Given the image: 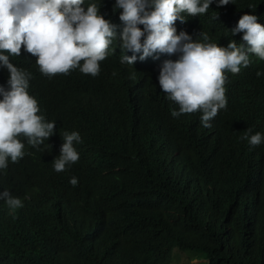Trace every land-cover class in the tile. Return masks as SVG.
Listing matches in <instances>:
<instances>
[{"label":"trees","instance_id":"16d2710c","mask_svg":"<svg viewBox=\"0 0 264 264\" xmlns=\"http://www.w3.org/2000/svg\"><path fill=\"white\" fill-rule=\"evenodd\" d=\"M92 3L101 15L122 12L110 0L82 7ZM247 7L264 17V0H238L225 14ZM195 25L216 40L227 36L220 19ZM36 59L23 46L9 56L31 73L27 91L55 133L39 148L18 137L25 155L0 170V192L23 204L12 210L0 200V264H170L174 249L206 264H264L258 157L241 139L249 128L264 135L262 76L252 69L226 82L232 105L205 128L197 112L171 116L178 105L159 86L161 66L131 68L113 52L96 77L75 69L48 79ZM8 78L0 62L5 89ZM73 131L79 160L57 173L63 133Z\"/></svg>","mask_w":264,"mask_h":264},{"label":"clouds","instance_id":"9594fccd","mask_svg":"<svg viewBox=\"0 0 264 264\" xmlns=\"http://www.w3.org/2000/svg\"><path fill=\"white\" fill-rule=\"evenodd\" d=\"M110 1L122 9L119 18L99 14L95 3L82 7L84 0H0V62L9 72L8 89L0 86V170L9 159L18 163L25 155L18 137L39 148L55 133L56 122L37 114L38 101L27 91L31 73L9 62V56L21 55L22 46L37 57L35 63L48 79L75 69L96 77L99 62L113 52L131 68L161 66L159 86L178 105L171 116L197 112L205 128L224 118L232 105L226 82L252 69L264 79V17L251 7L227 17L226 8L238 0ZM209 16L226 25L224 40L195 25ZM251 132L247 129L241 139L258 157L253 172L263 192L264 135ZM62 138L52 162L57 173L78 162L74 143H82L76 131L64 132ZM70 183L75 187L78 179ZM0 200L12 210L23 207L7 190L0 192Z\"/></svg>","mask_w":264,"mask_h":264},{"label":"rangeland","instance_id":"374dc122","mask_svg":"<svg viewBox=\"0 0 264 264\" xmlns=\"http://www.w3.org/2000/svg\"><path fill=\"white\" fill-rule=\"evenodd\" d=\"M199 255L195 252L180 251L174 249L170 258V264H206L207 261L203 258H198Z\"/></svg>","mask_w":264,"mask_h":264},{"label":"bare ground","instance_id":"6f19581e","mask_svg":"<svg viewBox=\"0 0 264 264\" xmlns=\"http://www.w3.org/2000/svg\"><path fill=\"white\" fill-rule=\"evenodd\" d=\"M229 137V136H228ZM92 159V158H91ZM95 159V158H94Z\"/></svg>","mask_w":264,"mask_h":264}]
</instances>
